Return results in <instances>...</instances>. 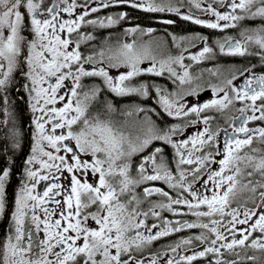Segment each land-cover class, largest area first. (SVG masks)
<instances>
[{"label":"flooded vegetation","instance_id":"flooded-vegetation-1","mask_svg":"<svg viewBox=\"0 0 264 264\" xmlns=\"http://www.w3.org/2000/svg\"><path fill=\"white\" fill-rule=\"evenodd\" d=\"M29 1L28 19L38 21L26 27L29 41L33 42L32 36L43 23L48 45L76 40L72 37L82 32L79 19H83L84 1ZM148 1H114L95 8L94 18L114 22L88 32L90 39L74 50L69 70L67 63L43 74L45 89L35 114L46 140L42 154L34 153L31 160L32 137L27 138L17 176L7 178L0 207V264H6L1 252L10 234L17 238L16 264H264V182L260 185L255 172L252 189L245 190L239 170L244 160L253 165L259 161L256 142L264 130L263 116L258 111L251 118V106L264 112V47L252 48L262 49L258 51L263 54L253 60L252 67H236L228 80L211 76L214 60L242 57L247 52L241 44L245 33L262 37L264 30L256 29L264 28V18L254 16L255 7L245 17L244 0H205L195 6L189 0ZM16 7L27 26L23 2ZM178 8L186 14L176 13ZM183 38L191 44L183 52L195 46L193 52H203L188 63L196 92L237 81L234 96H216L225 99V104L210 98L197 110L189 111L190 103L186 109L176 104L166 111L161 93L179 98L177 78L149 73L145 63L133 70L131 61L125 59L120 82L115 57L108 56L122 45L135 59L149 58L151 63V58L178 55ZM218 39L226 41L222 49L211 46ZM230 42H235L233 50L226 49ZM83 53L94 56V63L83 62ZM72 70L75 76L69 77ZM182 74L190 77L185 70ZM70 78H75L74 84ZM242 87L254 91L240 99ZM26 92L21 95L28 99ZM197 117L205 120V126L191 125ZM30 124L27 134L33 136ZM89 125L116 129L126 149L132 142L139 143L141 183L136 192L131 191L130 182L123 192L103 182L111 190L107 185L109 190L100 192L94 175L99 172L97 160L86 155L89 149H82L79 138ZM167 130L180 137L184 147L180 160L172 144L157 138ZM149 135L156 138L148 142ZM150 154L176 175L172 189L145 177L150 165L143 158ZM135 162L136 157L130 161ZM28 163L39 179L29 182L34 201L27 206L37 205V210L17 211L16 184L23 181ZM85 166L90 169L83 170ZM179 171L187 174L179 177ZM15 178L16 184L9 185ZM143 186L150 188L142 190ZM91 253L97 256L90 257Z\"/></svg>","mask_w":264,"mask_h":264},{"label":"rangeland","instance_id":"rangeland-1","mask_svg":"<svg viewBox=\"0 0 264 264\" xmlns=\"http://www.w3.org/2000/svg\"><path fill=\"white\" fill-rule=\"evenodd\" d=\"M20 0H17V4H15L14 0H0V8L2 9L0 13V86H2L4 83H8V78L13 72V70L16 69V67L19 66V62L23 66V74L21 76V84L23 86V93L26 92L28 101V108L31 111V122H32V128H33V136H32V155L30 159L32 160V157L34 153H36L38 156L42 154L41 150L43 149L44 142L46 138L41 134V125L37 123L38 117L35 114L36 111L39 110L38 107V99L42 97V93L45 89V82L43 79V74L46 72L47 74H50L52 72V69H60L62 66L66 65V69L69 70L70 67V60L71 58H74V50L78 48V46L88 42L90 39V35L88 32L90 30H94L95 28H99L100 26L104 25L105 23H113L114 21L112 19H108V21L104 19L94 18L92 16L93 11L95 8L106 5V4H113L114 1H123V0H82L84 1L83 6H81V9L83 10L84 14L82 16L83 19H79V22L82 25V32L78 33V35H74L72 38L76 40H71L70 38L65 39L63 43L55 42L52 45H48V41L46 39V26L43 23V26L40 31L35 33L31 40L32 41H26L27 38V32L21 34L22 29V19L20 17V13L17 11V5ZM191 6L195 5H202V3L205 0H189ZM150 3L148 0H146V3ZM245 6V17H249L253 14L256 17L264 18V0H244ZM10 5V6H9ZM12 5V6H11ZM223 5V4H221ZM220 5V6H221ZM220 6L217 10L218 15L222 14L220 12ZM24 7V13L26 15V22L28 27L29 25L34 26L38 23L32 22L30 19H28L29 16V10L32 8V3L29 0H25L23 2ZM251 7H255L251 10ZM4 8V9H3ZM183 11H186L185 9L178 8L175 10L176 13L182 14ZM17 12V13H16ZM86 12V13H85ZM186 14V13H184ZM189 14V13H187ZM222 21H224L223 18H221ZM224 24V22H223ZM27 29V28H26ZM23 37V39H22ZM78 38V39H77ZM256 36H246L244 40H242L241 44L243 46V49L250 47L251 49L254 47L253 43L256 40ZM125 40H123L124 42ZM226 41L225 40H215L211 42L212 47H217L219 49H222V46L224 45ZM26 43V44H25ZM125 43V42H124ZM25 44V46H24ZM190 42L187 41V39L183 38L181 39L179 48V54L175 56H168L166 58H151L150 61H148L149 58H146L144 61H141L139 59H135V56L131 53L130 55L126 52L124 48H122V45L118 47L115 52L112 54L108 53V56L115 57V73L117 74V77L120 81V79L123 78V68L125 67V59H128L131 61V66L133 70H138L141 64L145 63L147 66V71L149 73L153 74H162L165 73L169 77L172 76L173 79L177 78L179 82H177V93L181 96L179 98L177 97H171L170 94L167 95V93L162 92L161 93V101L163 102L162 107L164 106V109L171 110L172 105L178 104L180 108L186 109L188 105L191 103V107L189 111L192 109H198L200 106H202V102L205 100H208L210 98H216V102H222V104H225V99L221 97L216 96H227L231 97L236 94V90L234 89L237 81L229 80L227 81L226 85L220 89L215 90L209 89L206 92H196L197 89L193 87L191 84V75L192 73L189 71V65L188 63H192L195 60L199 59L201 57V50H196V52H193L194 48H197L198 46H195L191 48L190 50H187L183 52L184 48L187 46H190ZM21 48L24 52H22V58L23 63L21 62ZM148 51H150L151 47L148 46ZM32 50V51H31ZM241 50V49H240ZM183 52V53H182ZM152 53V52H151ZM181 53V54H180ZM84 54V53H83ZM138 54L143 55V53L138 52ZM188 54L189 56H186ZM155 56V55H153ZM89 61L90 63H94V56L89 54L83 55V62ZM185 70L187 73L190 74V77L183 76L182 71ZM18 75V72L17 74ZM14 75V76H15ZM69 77L75 76L74 71L68 72ZM193 79V77H192ZM70 83H75V78H70ZM121 82V81H120ZM25 88V90H24ZM29 92V93H28ZM173 95V94H172ZM230 102V100L228 101ZM168 104V106H167ZM88 105V104H87ZM84 107V114L86 111V107ZM252 107V114L251 118L258 116V111L261 112L262 118L261 122L263 123L262 127L264 128V112L261 111L258 108ZM179 108V111H180ZM219 108L224 109L225 105H219ZM225 111V110H224ZM183 112V110H181ZM197 113V112H196ZM181 114V113H180ZM205 120H200V118L197 117L196 119H193L192 126L193 127H201L205 126L202 123ZM82 141V149H89V151L86 152V155H91V159L97 160L98 163V173H94L95 176H97V180L99 181V185L101 186L100 192L102 191H108L111 190V186L114 190H118L121 188L124 190V185L128 184L130 182L131 185V191L136 192L135 188H140V180L138 178L140 174V147L139 143H133L129 147V149H126L123 147V138L119 131L116 129H110V128H104L103 126H91L89 125L87 128L84 129L83 134L79 137ZM156 136H148V142L152 139H155ZM157 138L161 141L167 142L168 144H172L174 150L178 153V159L179 154L182 152L184 147L182 146V143L178 141L180 137L176 135H172L169 130L164 131L162 135L157 136ZM257 145L259 146L257 148V155L258 156V163L249 164L248 161L244 160L241 165H239V170L241 171L242 175V182L243 187L245 190L252 189L253 185V177L255 172L259 174V179L262 181L260 185H263L264 182V130L260 133L259 139L257 140ZM255 155V154H254ZM37 156V157H38ZM136 157V162L131 164L130 161ZM156 156L153 154H150L146 157H144V160H147V164L150 165V169L147 170L145 173V177L149 179L150 181H157L158 184L164 185L166 188H173L174 185V178L176 177L174 172H172L167 165L163 166L162 164H159L156 161ZM83 159H86L84 157ZM143 160V161H144ZM180 160V159H179ZM248 162V163H247ZM29 164V163H28ZM25 164V167L23 168V181L17 183V188L15 189V203L14 208L17 211H21L22 209L26 211L29 209L30 211L35 210L37 208V205L34 206H27L28 201H34L32 196H30L29 192L32 189L33 185H30L29 182L32 179H36L35 172L30 170V164L29 167ZM85 166L83 170H89L90 168H86ZM133 169V172H131V168ZM177 170V169H176ZM179 177L185 176L187 173L183 171H179ZM137 177V180H136ZM7 176L5 173H3L0 176V207L2 203V195L4 193L5 184L7 181ZM83 180H86L85 177H83ZM103 182L107 183L103 184ZM85 183V182H83ZM88 184V183H85ZM147 189L150 187H142L143 189ZM134 195H132L133 197ZM28 207V208H27ZM37 210V209H36ZM101 218V216H100ZM17 241L15 234H10L9 238L6 240L5 244L2 246V258L5 259L6 264H16L14 259V253H15V243ZM97 256L96 253H91L90 257ZM4 264V263H3ZM93 264V263H91ZM99 264V263H96Z\"/></svg>","mask_w":264,"mask_h":264},{"label":"trees","instance_id":"trees-1","mask_svg":"<svg viewBox=\"0 0 264 264\" xmlns=\"http://www.w3.org/2000/svg\"><path fill=\"white\" fill-rule=\"evenodd\" d=\"M24 1L25 0H23V2ZM14 2L17 4V0H14ZM1 11L2 9L0 8V13ZM25 30L26 27L23 23L21 34H23ZM256 30H264V28ZM248 34L249 33H245L244 38ZM26 41L28 40L26 39ZM253 46L264 47V33H262L261 38L255 40ZM258 50L262 49L257 48L255 51H252V49L248 47L247 52H244L242 57L227 56L223 61L214 60L211 64L212 80L217 78L223 79L224 77H226L227 80L230 79V72L238 66H242L243 69H248L249 66L252 67L253 60L259 54L263 55L262 52ZM22 52L24 51L21 48L20 58L23 63ZM213 59L215 58L213 57ZM0 64H2L3 68V63ZM23 69V66L19 62V66L16 67L9 76L7 80L9 82L0 86V176L3 173H5L7 177L17 176V170L28 143L27 138L32 137V135L27 134V130L28 128L30 129L31 125L28 101L25 96L21 95V91L24 92L20 82ZM17 72L18 75H15ZM18 82H20V85H18ZM164 150L167 151L168 148L165 147ZM15 181L16 178L13 182L9 183V185L14 186V184H16Z\"/></svg>","mask_w":264,"mask_h":264},{"label":"water","instance_id":"water-1","mask_svg":"<svg viewBox=\"0 0 264 264\" xmlns=\"http://www.w3.org/2000/svg\"><path fill=\"white\" fill-rule=\"evenodd\" d=\"M22 1L23 0H21V2ZM234 48H235V42H230V43L226 44V49H232L233 50ZM241 89L244 92V94L239 96L240 99L249 97L252 94V92L254 91V88L242 87Z\"/></svg>","mask_w":264,"mask_h":264}]
</instances>
